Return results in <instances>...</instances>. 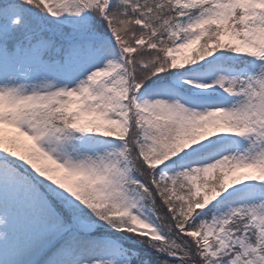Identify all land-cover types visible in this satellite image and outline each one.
<instances>
[{
  "label": "snow or ice",
  "instance_id": "1",
  "mask_svg": "<svg viewBox=\"0 0 264 264\" xmlns=\"http://www.w3.org/2000/svg\"><path fill=\"white\" fill-rule=\"evenodd\" d=\"M0 264H264V0H0Z\"/></svg>",
  "mask_w": 264,
  "mask_h": 264
}]
</instances>
